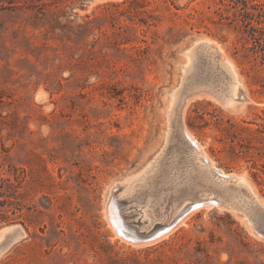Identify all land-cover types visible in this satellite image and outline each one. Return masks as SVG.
Instances as JSON below:
<instances>
[{"label":"rangeland","instance_id":"obj_1","mask_svg":"<svg viewBox=\"0 0 264 264\" xmlns=\"http://www.w3.org/2000/svg\"><path fill=\"white\" fill-rule=\"evenodd\" d=\"M245 1L0 0V178L9 186L0 204L10 203L0 205L7 210L0 229L16 225L24 233L0 253V264H264L261 209L248 211L252 229L241 213L206 204L161 239L131 238L153 232L143 228L144 209L161 227L181 198L192 202L202 189L216 200L195 172L185 178L193 163L183 125L218 169L244 174L264 204V32L245 22L248 15L264 26L252 8L264 14V0ZM201 38L235 66L245 106L222 104L227 80L218 55L202 45L191 52ZM186 61L193 70L184 76ZM180 86L160 167L179 164L172 172H183L178 187L187 194L161 184L121 194V181L159 150L166 101ZM113 204L119 228L109 219Z\"/></svg>","mask_w":264,"mask_h":264},{"label":"bare ground","instance_id":"obj_2","mask_svg":"<svg viewBox=\"0 0 264 264\" xmlns=\"http://www.w3.org/2000/svg\"><path fill=\"white\" fill-rule=\"evenodd\" d=\"M198 45H202L201 47H203L207 52L209 51L210 53H212L210 55L211 56H214V55H218V64L219 66L221 67L220 69H222L223 71V74L227 80L226 82V87H225V91H224V94L222 95V104L228 109L232 110L233 108H236L237 107H241L243 106L244 104H246L245 102L247 101V96L245 94V91L243 89V86H242V82L241 80L239 79V77H237V73L235 72V66L226 58V56L222 55L221 53V48L219 47L218 44H216L215 42H213L212 40H209V39H198L196 40L194 43H192V50L191 52L195 51V48L198 46ZM201 49V48H200ZM204 50V51H205ZM203 51V50H202ZM201 51V52H202ZM203 54V53H202ZM206 54V52H205ZM204 54V55H205ZM187 57H189V53H186L185 54ZM206 56V55H205ZM207 57V56H206ZM209 57V58H210ZM208 59V57H207ZM212 61V58L210 59ZM215 61V60H214ZM206 62V61H205ZM210 62V61H209ZM214 63V62H213ZM206 64V63H205ZM212 64V62H211ZM216 65V64H214ZM218 66V67H219ZM193 66H191V64L189 65V61H186L185 62V65L183 66V72L184 73V76L186 75V73H188L190 71V69H192ZM209 67V66H208ZM207 67V68H208ZM213 67V66H212ZM205 69V68H204ZM209 69V68H208ZM193 70V69H192ZM206 70V69H205ZM214 70V69H213ZM219 71V69H217ZM209 71V70H208ZM194 72V71H193ZM193 74V73H192ZM211 74V72H210ZM218 74V73H217ZM196 76V75H195ZM209 76V75H208ZM216 77V76H215ZM221 77V76H220ZM223 77V76H222ZM221 77V78H222ZM203 78H206V77H203ZM210 78V77H209ZM218 79V78H217ZM197 80V79H196ZM211 80V79H209ZM220 80V79H219ZM224 80V78H223ZM212 81H214L212 79ZM209 82V81H208ZM224 82V81H222ZM207 83V82H206ZM212 86V84H211ZM180 89H181V86L179 88L178 91H174L170 94V96L168 97L167 99V107L165 108V111H164V119H165V126H164V132H163V137H162V143H161V146L159 148V150L157 152H155L154 155L151 156L150 160H148L144 165H142L139 170H137L136 172H134L133 174L129 175L128 177H125L122 181H121V184H122V193L121 194H128V193H131L133 190H135L134 188L135 187H140L141 188H144V187H148V188H152L154 185L158 184H161V186H165V185H168V191L171 189V193H174V194H177V193H181L182 196H184L185 194H187V190H181L178 186H180V183H182L183 181L185 182V180L183 179L182 181H180V175L183 173L180 169V174H177L175 171V173L172 172V170H174L175 168L169 166L167 164V166H169L170 168H167L165 169V166H164V169L167 170L165 172H163L161 170L162 167H160V165L162 166V164H160V161L161 163H164L162 162L161 158H162V153H163V149L164 147H166L165 145H167L168 143L167 140H169V134H170V122H171V118L174 114V109L177 105V102H178V98L181 99V97H179V94H180ZM215 89V87H214ZM221 91V90H220ZM201 94V93H200ZM206 95V94H204ZM208 95H211V94H208ZM203 96V95H202ZM212 97V96H211ZM213 98V97H212ZM215 99V98H214ZM213 99V100H214ZM196 100V99H195ZM189 99H186L181 107V110L180 112H178V114L180 113V121L182 122V114H183V111H184V108L185 106L187 107V103H188ZM215 101V100H214ZM220 101V100H219ZM216 102V101H215ZM218 102V100H217ZM182 104V103H181ZM180 104V106H181ZM219 104V103H218ZM245 106V105H244ZM178 107V106H177ZM176 107V108H177ZM178 109V108H177ZM234 109V110H236ZM233 110V111H234ZM241 110V109H240ZM178 119V118H177ZM183 124V123H182ZM176 126H179V125H176ZM184 126V125H183ZM182 126L181 128V132H182V135H183V138L185 140V145H187V147L189 148V153L190 154V158H188L187 161H190L193 163L192 165H190L192 168H189L187 169L186 168V175L187 176L185 177L186 179H189V177H191V174L193 175L192 172H195V176L197 175V177L199 178V180L203 183H205L206 185L209 184L210 186V190L213 191L214 193H216V200H215V197L214 200L215 201H212V197L209 194H206V192L204 193V191L201 189V193H197L195 192L194 194V199H191L190 196H188V198H190L192 200V202H190L188 199V201L190 202H187L186 200H184L183 198H181L179 200V202L177 204H172L173 206L170 208L171 210V215L173 216V220L167 224H165L164 226H161V227H156V223H155V220L156 219V215L153 217V211L152 210H145L142 212V215L143 218L146 219V224L143 225V228L144 229H148V231H153L150 235H144V237L142 238H139V237H136V236H132L131 238L132 239H136L135 241H138L141 242V244H143L142 242L144 243H149L151 241L154 242V240L156 241V239L164 236V235H167V233L175 228L178 224H181L183 222V220H181V216L190 211L192 212L193 210L195 211V209L199 208V207H202L206 204H212L211 206L215 205V206H218V207H226L228 210H230L231 212H234V213H241L242 217L245 219V223L251 227L252 229V226H250V224L252 223L250 221V219L248 218L249 217V212H252V210H257V209H261V210H264V204L263 202L259 199V197H257L255 191L253 190V188L249 185L247 179L245 178V175L244 174H234V173H225V171H222V169L220 170V168L218 169V167H216L214 165V162H211L210 159L207 157L206 155V152L204 151V149L202 148V146L196 141V139L193 138V136H191L188 131ZM178 132V131H177ZM176 133V132H175ZM179 133V132H178ZM174 134V133H173ZM171 136V135H170ZM171 138V137H170ZM172 140H174L173 142H175V139L173 138ZM171 141V140H170ZM179 141V140H178ZM172 142V143H173ZM182 144V142H181ZM179 145V144H178ZM167 148V147H166ZM175 148V147H174ZM171 150V148H170ZM179 150V149H178ZM182 152V150H181ZM171 153V152H170ZM180 153V152H179ZM177 154V153H176ZM184 154V153H183ZM165 155V154H163ZM180 155V154H179ZM178 156V154L176 155V157ZM181 156V155H180ZM189 156V155H188ZM164 157V156H163ZM166 157V156H165ZM164 157V158H165ZM168 157V156H167ZM172 157V156H171ZM170 157V158H171ZM175 157V159H176ZM179 157V156H178ZM162 158V159H164ZM174 158V157H173ZM183 158V157H182ZM187 158V157H186ZM166 159V158H165ZM164 159V160H165ZM185 159V158H184ZM168 162H169V159H167ZM166 161V160H165ZM175 161V160H174ZM181 161V160H179ZM186 161V162H187ZM167 162V161H166ZM173 162V161H172ZM182 162V161H181ZM185 162V161H184ZM190 162V163H191ZM171 163V161H170ZM179 163V162H177ZM189 163V162H188ZM181 164V163H180ZM185 165H187V163H185ZM184 166V165H183ZM185 168V167H184ZM183 168V169H184ZM163 169V168H162ZM185 173V172H184ZM197 178V180H198ZM159 180V181H158ZM191 180V179H190ZM189 180V181H190ZM196 180V179H195ZM194 181V180H193ZM188 182V181H187ZM192 182V181H190ZM186 183V182H185ZM194 183L193 182V186H194ZM183 184V183H182ZM204 184V185H205ZM118 185V183H117ZM186 185V184H185ZM190 185V183H189ZM198 185V184H197ZM203 185V184H201ZM116 186V185H114ZM121 186V185H119ZM158 186H157V189H158ZM190 187V186H188ZM200 187V186H199ZM118 188V187H117ZM161 188V187H160ZM165 188V187H164ZM202 188V187H201ZM113 189V187L111 188ZM139 189V188H138ZM137 189V190H138ZM153 189V188H152ZM162 189V188H161ZM187 189V188H186ZM197 189V188H196ZM195 189V190H196ZM167 190V189H166ZM206 190V189H205ZM121 191V189H120ZM119 191V193H120ZM148 193L145 192V195L147 197L151 196L152 195V192H149V190H147ZM156 191V190H155ZM198 191H199V188H198ZM203 191V192H202ZM141 192V191H139ZM162 192V191H160ZM165 192V191H164ZM163 192V193H164ZM118 193V192H117ZM118 193V194H119ZM162 193V194H163ZM166 193V192H165ZM170 193V194H171ZM192 193V192H191ZM212 193V192H211ZM116 194V193H114ZM117 194V195H118ZM156 194V193H155ZM168 194V193H167ZM166 194V195H167ZM199 194V195H198ZM227 194V195H225ZM110 195V194H109ZM116 195V196H117ZM141 195V194H140ZM192 195V194H190ZM127 196V195H126ZM139 196V195H138ZM144 196V195H143ZM163 196V195H162ZM162 196H158L157 197V201L154 202V204H157L158 202L160 203L159 200H161V197ZM169 196V195H168ZM193 196V195H192ZM131 197V196H130ZM185 197V196H184ZM187 197V196H186ZM219 197V198H218ZM118 199V197H116ZM120 198V197H119ZM140 198V197H138ZM142 198V197H141ZM151 198V197H149ZM147 198L146 202H144L146 204V206L148 207L150 205L151 200ZM126 199V198H125ZM146 199V197H145ZM144 199V200H145ZM155 199V197L153 196V200ZM176 198L174 197V200ZM128 200V199H127ZM134 200V199H133ZM131 200V201H133ZM138 200V199H137ZM167 200V199H166ZM140 201V200H139ZM143 201V200H142ZM130 202V201H129ZM134 202V201H133ZM137 202V201H136ZM173 202V201H172ZM171 202V203H172ZM131 203V202H130ZM253 204L254 206H252L250 208V206H248L249 204ZM105 204V203H104ZM121 204V203H120ZM132 204V203H131ZM137 204V207L138 205L140 206V203H136ZM123 205V204H122ZM128 205V204H127ZM133 205V204H132ZM142 205H144L142 203ZM163 205V204H162ZM170 207V205H168ZM117 207V206H116ZM121 207V206H120ZM124 207V206H123ZM128 207V206H127ZM126 207V208H127ZM142 207V206H141ZM140 207V208H141ZM153 207V206H152ZM162 207V206H160ZM159 207V208H160ZM165 207V206H164ZM208 207V205H207ZM122 208V207H121ZM131 208V207H130ZM150 208V206H149ZM167 208V207H166ZM206 208V207H205ZM210 208V207H209ZM119 209V207H118ZM134 209V208H133ZM139 209V208H138ZM143 209V208H142ZM169 209V208H168ZM115 207H114V204L109 206L108 207V214H109V219L111 221V225H113L115 228H119V222H118V217H116L115 215ZM121 210V209H120ZM161 210V209H160ZM169 210V211H170ZM167 210V212H169ZM249 211V212H248ZM107 212V211H106ZM118 212V210H117ZM120 212V211H119ZM141 212V211H140ZM160 212V211H159ZM165 212V211H164ZM163 212V213H164ZM255 212V211H254ZM166 213V212H165ZM120 215L121 212L119 213ZM133 214V213H132ZM135 214V213H134ZM133 214V215H134ZM138 214V213H137ZM156 214V213H155ZM160 214V213H159ZM140 215V214H139ZM167 215V214H166ZM126 216V214H125ZM131 216V215H130ZM130 216H127V217H130ZM159 216V215H158ZM162 216V215H161ZM169 216V215H168ZM133 217V216H132ZM135 217V216H134ZM133 217V218H134ZM106 218V217H105ZM125 218V217H124ZM123 218V219H124ZM141 218V217H140ZM158 218V217H157ZM164 218V217H163ZM167 218V217H166ZM252 218V217H251ZM107 219V218H106ZM144 219V220H145ZM253 219V218H252ZM121 220V219H120ZM125 220V219H124ZM131 220V219H130ZM143 220V219H142ZM161 220V218H160ZM164 219L161 220L162 223ZM258 220V219H257ZM127 221V219H126ZM134 222L135 221V218L133 220ZM167 221V220H166ZM127 224V222H125ZM132 223V222H131ZM130 223V225H131ZM141 223V221H140ZM159 223V222H157ZM166 223V222H165ZM259 224V221L258 223ZM135 225V224H134ZM163 225V224H162ZM264 225V224H263ZM122 226V225H121ZM125 226V225H124ZM178 227V226H177ZM260 227V226H259ZM139 228V227H138ZM255 228V227H254ZM253 228V229H254ZM10 230H15V229H18V226L14 225V226H10L9 227ZM122 230H123V227H122ZM139 230V229H138ZM141 230V228H140ZM257 230V229H256ZM18 233H17V240L22 238L24 233L22 232L21 229H18ZM119 231V229H118ZM142 231H145V230H142ZM258 231V230H257ZM115 232V231H114ZM122 231H120V234H121ZM253 232H256L255 230ZM264 232V231H263ZM141 233V232H140ZM252 233V232H251ZM119 234V233H118ZM124 234V233H123ZM126 234V233H125ZM257 236H262L260 233L256 232ZM126 237V236H124ZM0 238L1 235H0ZM163 238V237H162ZM161 239V238H160ZM128 240L129 237H128ZM131 242L133 240H130ZM14 241H8V243L6 244V246H3V248L0 250V253L3 252L11 243H13ZM134 242V241H133ZM137 244V242H135ZM134 243V244H135ZM140 244V243H139Z\"/></svg>","mask_w":264,"mask_h":264},{"label":"trees","instance_id":"obj_3","mask_svg":"<svg viewBox=\"0 0 264 264\" xmlns=\"http://www.w3.org/2000/svg\"><path fill=\"white\" fill-rule=\"evenodd\" d=\"M236 2L243 4L245 7H247L248 3H250V2H247L245 0H236ZM252 8L257 9L260 12L259 19L255 20V21H256V23L258 25H260L262 27V23L263 22H262L261 19H264V14L262 13L263 9L261 7H259V6H257V5H252ZM245 22H246V26H248L252 32H254V33L255 32H258V33H263L264 32V26L262 28L254 27V25L252 23V18H250V16H248V15L245 16ZM251 38L256 39L258 41L257 43L259 44V46H263V45L260 44V38H258V37L255 38L254 34H251ZM263 173H264V171H263ZM257 175L258 174H256V173L254 174V176H257ZM5 181L6 180L0 178V197H3L4 194H5V191H3V190L4 189L7 190L9 188V186L5 187V183H4ZM0 205L1 206H9L10 203H8L7 200H4ZM6 212H7V210H0V213H6ZM1 217H2V219H6V218H3V217H6V216H1Z\"/></svg>","mask_w":264,"mask_h":264},{"label":"water","instance_id":"obj_4","mask_svg":"<svg viewBox=\"0 0 264 264\" xmlns=\"http://www.w3.org/2000/svg\"><path fill=\"white\" fill-rule=\"evenodd\" d=\"M264 212V210H261ZM14 226V225H13ZM10 226H5L3 228L0 229V235H1V239H3V244H2V247L1 249L3 248V246H6V244L8 243V241H14L12 244L16 243L18 240H17V233L19 232L18 229H15V230H10L9 229Z\"/></svg>","mask_w":264,"mask_h":264}]
</instances>
